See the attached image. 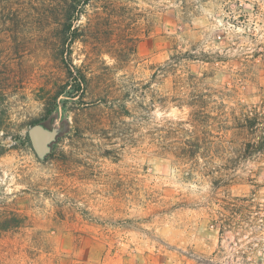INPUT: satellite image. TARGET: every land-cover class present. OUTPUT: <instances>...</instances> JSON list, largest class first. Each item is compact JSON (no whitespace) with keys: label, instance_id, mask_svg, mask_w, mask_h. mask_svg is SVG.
Masks as SVG:
<instances>
[{"label":"rangeland","instance_id":"rangeland-1","mask_svg":"<svg viewBox=\"0 0 264 264\" xmlns=\"http://www.w3.org/2000/svg\"><path fill=\"white\" fill-rule=\"evenodd\" d=\"M63 1L0 0V264H264V0Z\"/></svg>","mask_w":264,"mask_h":264},{"label":"trees","instance_id":"trees-1","mask_svg":"<svg viewBox=\"0 0 264 264\" xmlns=\"http://www.w3.org/2000/svg\"><path fill=\"white\" fill-rule=\"evenodd\" d=\"M89 0H64L63 3V17H62V31L64 41L69 40L68 42H73L77 37V27L74 26V22L78 19L80 6L82 4H87ZM85 82V77L83 75L74 74L72 70L68 69L67 71V83L65 86L71 85L72 87V97L81 96L83 94V83ZM65 88V87H63ZM64 91L61 90L54 97V100L57 99ZM49 124V123H48ZM47 123L44 126L48 125ZM29 147L32 149L29 138H27ZM193 146H184L182 149L183 155H181L182 160L185 161L191 152H193ZM33 150V149H32ZM34 152V151H33ZM186 153V154H185ZM39 160V159H38ZM185 166V165H184ZM21 216L18 213H12L0 218V228H8L10 226H17L21 222Z\"/></svg>","mask_w":264,"mask_h":264},{"label":"water","instance_id":"water-1","mask_svg":"<svg viewBox=\"0 0 264 264\" xmlns=\"http://www.w3.org/2000/svg\"><path fill=\"white\" fill-rule=\"evenodd\" d=\"M64 126L47 128L43 124H34L28 129V138L34 153L43 159L50 152V145Z\"/></svg>","mask_w":264,"mask_h":264}]
</instances>
